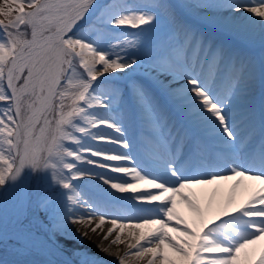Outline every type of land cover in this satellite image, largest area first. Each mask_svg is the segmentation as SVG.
Returning <instances> with one entry per match:
<instances>
[{"label":"snow or ice","instance_id":"snow-or-ice-1","mask_svg":"<svg viewBox=\"0 0 264 264\" xmlns=\"http://www.w3.org/2000/svg\"><path fill=\"white\" fill-rule=\"evenodd\" d=\"M214 2L179 0L190 10L211 7ZM95 3L96 0H0V17L4 18L0 19V190L15 183L30 168L52 170L63 188L73 192L71 181L84 175L77 170L79 163L105 168L120 174L118 180L101 177L113 190L156 204L154 213L129 217L98 212L79 194L68 196L72 205L85 210L83 215L69 217L70 222L84 238L98 235L97 247L115 255L116 264H241V254L264 239V188L234 213L225 209L211 224L190 191L220 180L235 179L238 185L243 179L264 183V127L259 130L258 140V130L252 128L237 145L226 112V105L233 102L239 74L234 75V68L229 66L225 79L217 82L223 59L222 51L217 50L207 64L206 84L189 76L187 83L196 104L219 125L227 140H192L186 132L180 146L192 140L188 163L194 169L186 179L180 178L171 163L167 168L174 180L166 183L142 173L124 153L81 147V137L91 136L92 129L105 127L122 134L112 121L90 115L92 108L108 107L92 92V85L102 75L123 72L136 63L135 59L124 62L119 55L110 58V53L70 35ZM152 6L164 11L176 28L172 36L157 44L154 65L162 71L188 72L185 61L191 32L169 11L165 0H152ZM128 7L124 0H114L109 10ZM241 7L264 19V2L253 0L251 5L234 10ZM155 18L154 13L121 12L112 23L139 28ZM180 37L184 38L182 45L175 42ZM244 99L237 95L235 103L243 105ZM91 138L97 143L129 147L127 141L109 136ZM241 154L251 156L253 162L241 163ZM89 156L97 159H88ZM141 186L151 190L138 191ZM177 198L194 214L191 223L177 211ZM25 211L21 206L17 214ZM106 223L109 226L105 228ZM119 246H124L122 253ZM254 264H264V252Z\"/></svg>","mask_w":264,"mask_h":264},{"label":"rangeland","instance_id":"rangeland-1","mask_svg":"<svg viewBox=\"0 0 264 264\" xmlns=\"http://www.w3.org/2000/svg\"><path fill=\"white\" fill-rule=\"evenodd\" d=\"M97 1L98 0H96V2ZM165 2L169 6V11L175 15L191 34H201V32L197 30L199 27L198 24H191L188 28L187 21L180 17L177 10L171 5L170 0H165ZM176 2L180 4L179 0H176ZM113 3L114 0L102 5L97 13L92 15L87 25L77 27V30L71 32L70 35L87 41L94 45L98 51L110 53V58L119 55L124 62H129L132 59L136 60V63L133 64L131 68L126 69L123 72L106 73L93 82L92 85V92L95 96L104 99V102H114L116 100L115 109H121L119 114L125 115V104H122L124 93H122V91L126 88L125 84L127 82L124 79V74L126 76L131 75L133 81H139V77H143L144 74L146 75V72H151L155 69L159 70L160 68L154 65L156 46L160 41L172 36L176 31V28L170 22L169 16L164 11L152 6V0H124V3L130 7L120 9L119 11H110L109 6ZM235 3L240 5L238 4L239 0H215L213 6L205 8L222 9L228 5L234 6ZM181 8L188 16H191L196 21H200L197 17L190 15L189 8L183 6H181ZM121 12L125 14L127 12L154 13L156 18L152 23L143 25L139 28L115 26L112 21L116 19ZM0 19L4 18L0 17ZM126 41L128 43H126ZM175 42L182 45L184 43V38L180 37L179 40ZM185 67L190 71L191 67L187 60L185 61ZM89 112L92 116H95L94 113L99 116L101 115V113L95 108L90 109ZM114 123L117 126L122 127V125H119L120 116L119 120ZM81 140V147L93 149L92 145L89 143L90 136H83L81 137ZM72 146L74 147V145ZM128 150L129 152H126L125 154L131 157L132 161H134L136 155L133 151V147H128ZM88 159L94 160L92 156H89ZM138 162L141 164L140 160H138ZM165 162L167 164H165ZM165 162H163L164 165H168L169 162ZM140 164L139 166H136L139 170H141ZM77 170L84 173V175L79 179L71 181L72 188H74L73 192L71 189L63 188L62 184L59 182V178H54L52 170L45 169L34 171V182L32 185L34 191H32L30 186V174L32 172L33 175V170L27 168L26 173L23 175L24 182L26 180L29 182L26 192L23 194V203L28 214L26 212L17 218H23V220L22 222H18L20 225L16 227V230L20 232L28 231L44 244L54 248L55 251H47L39 246V249L47 251L46 253L56 260L49 258L48 255L47 257L41 252L15 242H9L8 240V242H0V264H60L57 260L64 264H116L115 260L117 257L102 252L100 248L97 247L99 242H96L89 237L84 238L77 230V226L69 220V217L73 215L65 212L67 209L65 200L67 197L66 195L75 192L80 193L81 190L79 189V186L87 185L86 182L88 181V178L86 175L90 173L89 170H96V167L87 163H79L77 165ZM167 174L169 175V173ZM49 175L51 176V181L48 183L47 178ZM170 179L174 180L171 176ZM48 188L53 189L48 190ZM47 194L49 195L47 196ZM112 194L115 200H117L118 194L121 193L114 191ZM57 199H59L62 205L58 204L59 201L57 202ZM34 201V207L30 206L28 209L29 203L33 204ZM56 203L58 205H56ZM114 203L115 202L112 203V201H104V204L108 206L105 214L125 215L129 217L148 215L142 211L136 212L123 205L117 203H115V205ZM118 203L123 204L125 202L119 200ZM26 216L28 217L27 221ZM61 217H63V223H60ZM31 219L32 221L35 219L37 225L36 223H29V220ZM113 251L115 252V247L113 248Z\"/></svg>","mask_w":264,"mask_h":264},{"label":"bare ground","instance_id":"bare-ground-1","mask_svg":"<svg viewBox=\"0 0 264 264\" xmlns=\"http://www.w3.org/2000/svg\"><path fill=\"white\" fill-rule=\"evenodd\" d=\"M190 11L194 13L195 15H197L202 21H204L205 24H210L211 27L218 28L217 30L219 32L234 34L237 36L240 35L244 38L255 36L257 40L261 39V37L264 36V20L262 21V24L257 23L256 16H254L249 11L248 12L241 11L237 14H234L231 11L227 12V10H225L223 13L219 15L209 13V11H206L203 8L190 10ZM85 18H83L81 21H83ZM197 45H200L203 47V45H201L199 42ZM155 70H156V73H153L151 75L159 76L160 83L156 81L154 84L160 90H162V92H163L164 85L169 86V89H167L168 87L166 88L167 90L166 93L168 95H165V97L169 100V103L170 104L178 103L183 108L182 110L183 118L193 123L200 130V132L203 131V136H209V131L208 130L206 131V129H208V127L211 124V120L209 119L210 116L207 113H205L203 109L199 107V105L196 104L192 96V93L189 91V85L187 83V80L184 79L186 77V74L183 72L175 73V72H168V71H162V70H157V69ZM131 77H132L131 75L126 76L124 74V79L129 80L128 83L130 84L133 83V80L131 79ZM171 92L173 95H176V96H173V97L170 96ZM124 99L125 101L127 100L133 101L134 102L133 106L138 109L136 113L138 122L136 124L140 128L145 129L146 126H149L147 121H155L157 119L156 114H154L151 111L150 102L148 101V99L145 97V95L142 92H136V94L132 95V97L125 96ZM115 101L105 102L108 105L107 108H97V107L95 108L101 113L98 119L110 120L114 123L115 121L119 120V116H120V121H121L122 115L119 114L120 110L115 109ZM100 129L109 131V132L114 131L111 128H105V127H101ZM114 132L117 133L116 131ZM131 135H132V131L131 129H128L126 133V141L129 140ZM103 145H109V144H103ZM155 159H159V158H155ZM159 161L157 163L160 164ZM109 163H115V162H109ZM97 170L101 171L102 168L98 167ZM164 172L169 173L167 167L164 168ZM169 176H171L170 173H169ZM22 179L23 177L20 176L15 181V183H12L10 189L6 192L7 198H6L5 203L3 204L4 206L3 211L0 212V229L6 228L8 223L11 222L10 220L11 216L14 213H16L18 211V208L21 207L23 204V201L20 200V194L22 193V189H23ZM86 184L91 188L105 191L106 194L109 192L115 191L110 187L108 183H105L104 180H102L101 178H96L94 176H92L86 182ZM241 186H242V183H241ZM225 189H226V185L221 184L220 189L213 190L211 202L207 200L208 191L206 190L201 191L197 189L198 192H196V191L191 190V194L194 195L197 202L203 208H205L206 211L204 212V217L209 222V224L215 221L217 217L222 215L225 209L228 210L229 214L234 213L237 208L244 205L245 202L251 198L248 195L247 190L242 191L238 188L237 193L234 196H230V194H228L225 191ZM150 190L151 189H148V188L146 189L145 186H141V188L138 189V191H150ZM115 192H118V191H115ZM100 193L102 194L103 192L100 191ZM200 193H204V194H200ZM80 195L81 194H79V196ZM127 198L128 199L126 198H117V199L122 200L124 202L131 200L133 204L139 207H145L147 205H151L148 203H143V202L138 201L137 199L134 198V195L132 193H129ZM16 199H17V203H16ZM177 203L179 206V211L181 212L180 214L185 218V220L191 223L195 218L194 214L191 211H185V210H188V208L179 199ZM68 205H71V203L69 202ZM76 208L81 209L78 206H76ZM97 211L99 212L101 210L98 209ZM2 219H3V223H2ZM107 226L109 225H107L106 223L105 228ZM89 238L92 240H95L96 242H100V237L98 235H90ZM114 247L116 250V246H113V248ZM119 247L122 253L124 246H119ZM261 252H264V239H261V241H258L255 245H251L248 249L245 250L244 253L241 254V264H254L255 260L259 257Z\"/></svg>","mask_w":264,"mask_h":264},{"label":"water","instance_id":"water-1","mask_svg":"<svg viewBox=\"0 0 264 264\" xmlns=\"http://www.w3.org/2000/svg\"><path fill=\"white\" fill-rule=\"evenodd\" d=\"M7 188V186H5V189ZM4 189H2V190H0V197H1V193H2V191H3ZM6 230H4V229H0V230H3L2 231V233L0 234V237H2L3 235L5 236V237H8V235L9 236H15V238H19V235H18V233H16L15 232V230L13 229V228H9V226H6V228H5Z\"/></svg>","mask_w":264,"mask_h":264}]
</instances>
